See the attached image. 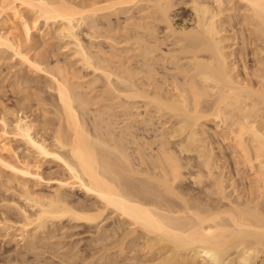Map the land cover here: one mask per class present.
<instances>
[{"label":"bare ground","instance_id":"obj_1","mask_svg":"<svg viewBox=\"0 0 264 264\" xmlns=\"http://www.w3.org/2000/svg\"><path fill=\"white\" fill-rule=\"evenodd\" d=\"M53 32L90 79L31 57ZM1 47L54 94L1 105L0 264H264V0H0ZM78 226L89 256L62 244Z\"/></svg>","mask_w":264,"mask_h":264},{"label":"rangeland","instance_id":"obj_2","mask_svg":"<svg viewBox=\"0 0 264 264\" xmlns=\"http://www.w3.org/2000/svg\"><path fill=\"white\" fill-rule=\"evenodd\" d=\"M185 6V5H184ZM184 6L183 5H180V7H178V9H176L174 12H177L178 10V12H177V15H176V18H179V19H175V22H180V19L183 17V18H185V17H187L189 14H190V9H188L189 7H186V8H184ZM185 9V10H184ZM241 12V11H240ZM23 14L24 15H26L27 16V14H29L30 15V13H28V12H25L24 13V10H23ZM121 15H122V17H121ZM187 15V16H186ZM1 16H2V14H1ZM3 16H5V17H3L4 19L6 18V15H3ZM8 16V15H7ZM119 17H120V21H122L123 20V14H119ZM7 18H9V17H7ZM112 20L114 21L116 18H114L113 16H112ZM39 21V22H38ZM37 22L38 23H36V25L34 26V25H32V29H31V33H35V29L37 28V27H40V29L42 30V31H45L46 32V29L48 30V28H47V26H46V24L44 25V22H43V20L42 19H39ZM32 24V23H31ZM34 24V23H33ZM52 27V28H51ZM55 27L57 28V25L56 26H49V28H51L53 31H55L54 29H55ZM49 30V33L51 34L52 33V30ZM57 30H59L58 28H57ZM51 31V32H50ZM48 32V31H47ZM49 33H48V35L46 36V37H48V36H50L51 37V39H49L50 37H48L47 39H49L48 41H47V39H46V41L48 42V43H43L45 46H40L39 48L38 47H36L35 46V49L33 48L32 49V51L30 50L29 52V54L31 55V57H34V56H32V55H35V57L34 58H37V57H39L40 59H43V60H46L47 62H49L48 63V65H50L51 66V64H53L54 62H55V60L58 62H60L59 64L60 65H63V62H64V64H67L68 63V61L70 60V62L71 63H73L72 65L70 64V69L72 68L71 66H73V65H75L74 66V70H75V68H77L78 67V70H79V72H80V65H79V63H75L74 64V62H76V60L75 59H73V58H75L74 57V55L72 56V54H73V52H72V50H70V48H69V44H67V43H65L67 40L65 39V41H62V39H59V41L57 40V38L58 37H56L55 39H52V37L54 36V32H53V34H52V36L51 35H49ZM57 33V32H56ZM58 34V33H57ZM34 35V34H33ZM80 35H81V33H80ZM85 35V33H83V36L81 35V37H82V39L83 40H85V41H88V37H86V36H84ZM84 37V38H83ZM87 39V40H86ZM98 39H100V38H98ZM97 39V41H98V43H97V41H96V39H95V41H93V45H96V44H99V42H102L100 45H102V44H104L105 42L102 40L101 41V39H100V41ZM61 40V41H60ZM64 40V39H63ZM104 42V43H103ZM40 43H42V41L40 42L39 41V44ZM67 44V45H66ZM106 44V43H105ZM104 44V45H105ZM36 45H38V43L36 44ZM41 45V44H40ZM64 45V46H63ZM68 46V47H66V46ZM99 46V45H96V47L98 46V47H105V48H108L107 47V44H106V46ZM94 47V46H93ZM92 47V49H94L95 50V47L93 48ZM97 47V48H98ZM37 48V49H36ZM68 48V49H67ZM102 48V49H103ZM4 51H3V50ZM71 49H72V47H71ZM97 50V49H96ZM2 51V52H1ZM70 53H72V54H70ZM73 57H71V56ZM0 57H1V59H0V114H1V105L3 104V105H6L8 108H10V109H14L15 110V112H16V109H17V103H18V101L21 99V103H22V105L24 104V105H26V107H25V110H24V107L22 108V110H20V111H22V113H24V115H27V117H29V118H33V119H35L34 117L36 116V113H38V110H35L34 108L35 107H37L36 106V104H37V102H39L40 100L38 99V97L40 96V98H41V101H42V98H44V100H43V102H46V101H50L49 99H52V98H50V97H52L51 96V94L53 93L54 94V92L52 91V90H50V86H48L49 84H48V76H47V74L45 75L44 73H42V71L40 72L39 71V73H36V72H34L33 73V71L32 72H30V73H28L29 71L26 69V68H24V65H22L19 61V58H18V56L17 55H14V54H12V52L10 51V50H6V48H4V47H1V49H0ZM42 57V58H41ZM71 58H72V60H71ZM38 59V58H37ZM67 60V61H66ZM74 61V62H73ZM46 62V63H47ZM67 62V63H66ZM55 64V63H54ZM58 64V63H57ZM77 66V67H76ZM63 67H64V65H63ZM68 67V68H69ZM20 69V70H19ZM73 69V68H72ZM85 69V70H84ZM84 69H82V71L79 73L80 75H84V77H82V78H85V79H90V76L92 77L93 75H91V74H93V73H91L90 74V70H89V68H88V70H87V68H84ZM19 70V71H18ZM77 70V69H76ZM77 70V71H78ZM15 71H17V72H15ZM28 71V72H27ZM76 71V72H77ZM89 72V73H87V72ZM86 72V73H85ZM20 76H22V77H24L25 76V80H26V82H24V84H22V85H17V84H15V86H12V84H11V82L13 83V81L12 80H14L13 78H14V76H16L17 77V74ZM98 73V72H97ZM14 74H16V75H14ZM18 76V77H19ZM20 76V77H21ZM27 77V78H26ZM84 80V79H83ZM98 82V81H97ZM99 83H101V82H98V84L96 83V85H100ZM14 85V84H13ZM52 92V93H51ZM36 94V95H35ZM37 94H38V97H37ZM52 94V95H53ZM23 97H24V99H23ZM27 97V98H26ZM35 98H37V99H35ZM47 99V100H46ZM36 100H38L37 102H36ZM46 100V101H45ZM24 102V103H23ZM40 103H42V102H40ZM17 104V105H16ZM39 104V103H38ZM49 104V103H48ZM47 104V106H48V108H46V107H43L44 106V104L42 103V105L43 106H38L39 108H44V109H49V105ZM23 105V106H24ZM33 105V106H32ZM39 105H41V104H39ZM17 106V107H16ZM46 106V105H45ZM94 108L95 107V105H91L90 106V108ZM51 108V110H52V107H50ZM93 108H92V110H93ZM114 108V110H116L117 111V107L115 106V107H113ZM115 108H117V109H115ZM38 109V108H37ZM24 110V111H23ZM36 112H35V111ZM119 110V109H118ZM14 112V113H15ZM18 112H19V108H18ZM16 112L17 113V115H19L21 112ZM15 113V114H16ZM46 113H48V115L50 114V112H46ZM121 114V113H120ZM119 114V112H118V114H117V117H118V119H117V117H116V122L117 121H120L121 122V120H122V118H120V117H123V116H121ZM23 115V114H22ZM23 115V116H24ZM35 115V116H34ZM47 115V117L46 118H44V119H47L49 116ZM119 115V116H118ZM14 116V115H13ZM13 116L12 115H10V116H8V118H10V119H13ZM51 116V115H50ZM90 116V115H89ZM51 117H53V116H51ZM50 117V118H51ZM91 117V116H90ZM50 118H48L50 121H52V120H54V119H50ZM121 119V120H120ZM9 120V119H8ZM88 120V119H87ZM120 122H118L117 124H119V126L121 125V124H123L122 122L120 123ZM116 124V125H117ZM122 126V125H121ZM208 126L209 127H212L213 126V124L212 123H209L208 124ZM50 127V126H49ZM48 131L49 130H47V133H48ZM46 133V132H45ZM43 133V135H45V137H48V134L46 133ZM14 141V142H13ZM12 141V144H14L13 146H17V145H19L18 147L19 148H21L22 146H21V143H19L18 144V141L16 142L15 140H13ZM214 146V145H213ZM214 147H216V145L214 146ZM216 149V148H215ZM21 150V149H20ZM20 150H19V152H20ZM33 164V163H32ZM229 167H231V168H228V171L230 172V174L232 175V176H234V173H233V171H234V169H233V166H232V163H230L229 164ZM39 168H40V170H41V172H43L42 173V175L43 176H46L45 178H47V176H51V178H53V177H55V178H57V177H59L60 175H62V169H61V167L60 166H58V164H57V162H54V161H51V160H44V161H42V163H41V161H40V163H39ZM231 171H230V170ZM232 169H233V171H232ZM0 172H4V173H6L5 171H3V170H0ZM64 172V171H63ZM4 173L2 174V173H0L1 175H4ZM56 173V174H55ZM60 173V174H59ZM65 173V172H64ZM63 173V174H64ZM6 175V174H5ZM5 175H4V177L3 176H1V179L3 178H5ZM56 175H57V177H56ZM236 175V174H235ZM233 178H235V176L233 177ZM241 178V177H240ZM240 178H238L237 177V175H236V179L237 180H239ZM0 179V180H1ZM235 179V180H236ZM245 179V178H244ZM243 179V180H244ZM5 180V179H4ZM4 180H1V182H5ZM53 180V179H52ZM236 180V181H237ZM241 180H242V178H241ZM242 180V181H243ZM245 180H247V179H245ZM242 181H238V182H240L239 184H242L241 182ZM0 182V183H1ZM243 183L244 184H246L247 182L246 181H243ZM30 184H33V183H30ZM30 184H28L31 188H33L34 187V189H36L37 191H40V192H42V193H45V194H49V192L53 189V187H55V183L54 182H52L51 181V183L49 182L48 183V185H47V183H43V185H35L34 184V186L32 187V185H30ZM53 185V186H52ZM243 185V184H242ZM241 186V185H240ZM1 189V188H0ZM1 191V190H0ZM69 193L70 194H72L71 196H73V197H71V198H74V199H79V198H82V199H84V200H86V203L88 202V203H90L91 201H93V199L91 198V197H87L81 190H79L78 188H71L70 189V191H69ZM9 194L10 193H7V194H5V195H7V196H9ZM74 194V195H73ZM11 195V194H10ZM15 196H17V194L15 193ZM14 195H13V197H15ZM74 196H76V197H74ZM85 196V197H84ZM9 197H12V196H9ZM16 198V197H15ZM17 199H19L18 198V196H17V198L15 199V200H17ZM92 203V202H91ZM113 215V214H112ZM106 222H108V221H106ZM72 228V227H71ZM71 228H69V229H67V231H66V229H64L63 231H62V235H63V233L65 232V234H64V236L62 237V236H60V237H62V239H63V243L62 244H65V245H67L70 241H72V240H74L75 241V239L76 240H78V239H80V238H82L81 240H78V242H77V249H79V254L80 253H83V254H81L82 256H84V254H87L88 256L90 255V251L92 252L93 251V249H95L96 250V248H93L92 250L91 249H89V247L87 248V242H86V244H85V239H87L88 237H89V235H90V232L91 231H93V229L92 228H85L84 226H78V227H73L72 229ZM87 229H90L91 231H89V230H87ZM70 230V231H69ZM89 231V232H88ZM77 234V235H76ZM60 235H61V233H60ZM65 235H66V237H65ZM69 235H71V236H69ZM88 235V236H87ZM79 236V237H78ZM87 237V238H86ZM61 239V238H60ZM20 243V242H19ZM71 243V242H70ZM80 245H79V244ZM1 245L2 246H4V244L1 242ZM11 245H13V243H11L10 244V246ZM6 246V245H5ZM65 248V247H64ZM82 248V249H81ZM81 250H82V252H81ZM89 251V252H88ZM94 252V251H93ZM80 255V256H81ZM87 255H85V256H87ZM87 256V259L89 258ZM50 259H54V258H50ZM57 259V258H56ZM56 259H54L53 261H55L56 262ZM51 260V261H52ZM60 262V261H59ZM85 262H87V260L85 261ZM57 263H58V261H57ZM56 263V264H57ZM118 264H123V260L122 259H120L118 262H117ZM116 263V264H117ZM55 264V263H54ZM59 264V263H58ZM66 264V263H65ZM68 264V263H67Z\"/></svg>","mask_w":264,"mask_h":264}]
</instances>
